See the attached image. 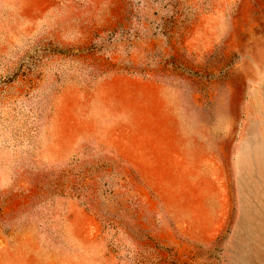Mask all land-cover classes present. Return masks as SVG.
Here are the masks:
<instances>
[{
    "label": "rangeland",
    "instance_id": "obj_1",
    "mask_svg": "<svg viewBox=\"0 0 264 264\" xmlns=\"http://www.w3.org/2000/svg\"><path fill=\"white\" fill-rule=\"evenodd\" d=\"M0 264H264V0H0Z\"/></svg>",
    "mask_w": 264,
    "mask_h": 264
},
{
    "label": "crops",
    "instance_id": "obj_2",
    "mask_svg": "<svg viewBox=\"0 0 264 264\" xmlns=\"http://www.w3.org/2000/svg\"><path fill=\"white\" fill-rule=\"evenodd\" d=\"M194 151H196V148H194V150L191 149V147L186 149V151H185L186 154L184 156L186 157L187 160L188 159H196L197 155L194 154Z\"/></svg>",
    "mask_w": 264,
    "mask_h": 264
}]
</instances>
